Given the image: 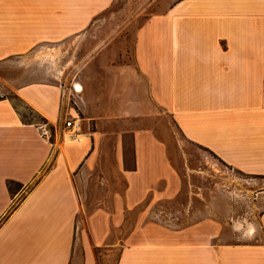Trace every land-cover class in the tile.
Masks as SVG:
<instances>
[{
  "label": "crops",
  "instance_id": "crops-1",
  "mask_svg": "<svg viewBox=\"0 0 264 264\" xmlns=\"http://www.w3.org/2000/svg\"><path fill=\"white\" fill-rule=\"evenodd\" d=\"M115 3L0 0V66L75 44L69 91L85 109L74 133L63 125L80 118L66 86L0 79V264H264V186L239 206L253 229L230 242L214 239L231 209L217 214L208 200L199 219L151 222V207L190 185L149 125H109L166 114L185 141L264 178V0Z\"/></svg>",
  "mask_w": 264,
  "mask_h": 264
},
{
  "label": "rangeland",
  "instance_id": "rangeland-1",
  "mask_svg": "<svg viewBox=\"0 0 264 264\" xmlns=\"http://www.w3.org/2000/svg\"><path fill=\"white\" fill-rule=\"evenodd\" d=\"M167 1L171 2V0H160V11L168 5L169 2ZM146 2L147 0H116L114 5L117 8L136 11L144 6ZM145 16V14L139 15L137 21H141ZM75 52L76 47L73 43L64 48L40 45L22 58L19 69L12 68L10 63L6 64L5 67L0 66V79L12 78L19 74L18 76L23 82L45 81L47 75H49L59 86L68 88L69 100L76 109L77 115L74 117L77 119L80 117L78 122L83 121L81 117L85 109H83V106H75L74 100L79 99L78 95L69 91V87H71L69 85L72 81L70 78L72 77V71L75 70V64H73ZM13 103L18 108L22 120L36 124L40 123V117L33 114L25 106L19 105L17 101L13 100ZM145 124L154 130L164 144L167 157L181 173L182 181L190 185L184 186V189L180 191L175 199L162 201L151 207L148 210L149 221L154 223L170 221L167 223H173L172 217L174 215L186 211L194 214L193 218L199 219L202 215L203 204L205 200H208L212 202L214 211L217 214L225 215L231 209L229 219L225 218L226 221L220 223L221 227L218 228L219 237L214 239V243L216 241L223 243L233 241L240 236L237 234L238 232L247 231L248 228L253 229V224L248 220L246 221L242 216L243 210L239 206H246L250 202L251 197L254 196V190L252 189H256L258 186L261 187L260 189L263 188V177L255 178L232 170L204 148L185 141L178 134L166 114L160 113L159 117L150 118L145 123L144 121L116 120L109 125L113 130H128L138 126L143 127ZM88 126L90 129L91 126ZM80 128L81 124L79 125ZM123 141V151L129 156L128 133L124 135ZM248 180L256 182V185L251 187V191L244 189V185L249 182ZM17 186L16 182H11L9 184L10 192L16 190ZM93 191H90L91 194ZM231 233L233 234L231 235ZM112 261L113 255L110 257V263Z\"/></svg>",
  "mask_w": 264,
  "mask_h": 264
},
{
  "label": "built area",
  "instance_id": "built-area-1",
  "mask_svg": "<svg viewBox=\"0 0 264 264\" xmlns=\"http://www.w3.org/2000/svg\"><path fill=\"white\" fill-rule=\"evenodd\" d=\"M63 125L67 128H71L74 133H77L79 131V124L78 122L74 121V118H71L70 120H65L63 122ZM40 132L42 135L46 134V130L44 129H41Z\"/></svg>",
  "mask_w": 264,
  "mask_h": 264
},
{
  "label": "trees",
  "instance_id": "trees-1",
  "mask_svg": "<svg viewBox=\"0 0 264 264\" xmlns=\"http://www.w3.org/2000/svg\"><path fill=\"white\" fill-rule=\"evenodd\" d=\"M10 183H11V182H9V181L6 183L8 189H10V188H9V184H10Z\"/></svg>",
  "mask_w": 264,
  "mask_h": 264
},
{
  "label": "bare ground",
  "instance_id": "bare-ground-1",
  "mask_svg": "<svg viewBox=\"0 0 264 264\" xmlns=\"http://www.w3.org/2000/svg\"><path fill=\"white\" fill-rule=\"evenodd\" d=\"M79 141H81L82 140V138L79 136L78 138H77Z\"/></svg>",
  "mask_w": 264,
  "mask_h": 264
}]
</instances>
